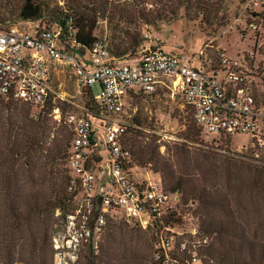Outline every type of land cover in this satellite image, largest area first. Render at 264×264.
I'll use <instances>...</instances> for the list:
<instances>
[{
	"label": "trees",
	"instance_id": "obj_1",
	"mask_svg": "<svg viewBox=\"0 0 264 264\" xmlns=\"http://www.w3.org/2000/svg\"><path fill=\"white\" fill-rule=\"evenodd\" d=\"M48 1L21 0L18 21L42 23L60 31V47L80 55H86L101 40L118 63L138 55L146 43L144 26H157L167 18L162 9H149L152 0H78L68 7L70 11L50 15L49 22ZM194 1L208 5L207 0H178L182 7ZM175 11L178 9L170 12L172 16ZM0 21L8 23L1 15ZM100 21L108 22L112 37L103 40L96 35ZM222 58L218 65L203 67L210 73H222ZM83 97L89 114L99 116L105 111L95 100L93 87H87ZM33 110L40 112L33 115ZM49 115L45 108L13 98L0 100V264H53L52 220L58 210L65 216L75 200L68 192L71 172L67 169L65 173L63 168L68 164L73 133L66 124L58 127ZM194 130V126L188 127L185 142L175 145L171 158L155 159V171L161 174L159 180L177 206L195 203L199 233L210 241L200 248L199 264H264V242L257 239L261 232L264 237V164L222 156L202 143L200 147L190 145ZM129 131L120 145L129 150L127 168L133 169L137 164L125 141ZM174 216L166 217V224ZM163 220L149 228L156 236L152 264L167 261L168 254L160 247V235L166 228ZM112 246L108 242L99 255L85 249L82 264H124L125 258L116 261L120 250ZM185 261L184 256L178 260L179 264Z\"/></svg>",
	"mask_w": 264,
	"mask_h": 264
},
{
	"label": "built area",
	"instance_id": "obj_2",
	"mask_svg": "<svg viewBox=\"0 0 264 264\" xmlns=\"http://www.w3.org/2000/svg\"><path fill=\"white\" fill-rule=\"evenodd\" d=\"M263 4V0H247L244 8L253 11ZM32 25L35 29L29 31L0 21V100L13 98L44 109L60 97L52 77L58 67H63L73 72L82 92L99 85L95 100L105 107L101 115L94 116L83 105L79 114H69L65 119L73 132L68 192L75 200L65 216L58 210L63 228L52 238L55 264H75L87 248L99 255L114 215L149 229L173 210L158 178L147 173L136 181L134 170L127 168L131 155L120 142L130 128L123 117L129 94L150 96L168 84L175 90L179 87L205 135L218 139L249 135L252 146L264 150V107H257L245 58L223 57V77L219 80L218 72L191 66L189 59L157 47L148 34L149 43L136 57L118 63L101 40L86 55H80L60 47V31L42 23ZM249 27L258 29L255 24ZM54 112L60 121L59 109ZM197 237L198 229L185 239L172 227L164 228L160 247L168 254L166 264H179L182 256L185 264H199L200 248L208 239Z\"/></svg>",
	"mask_w": 264,
	"mask_h": 264
},
{
	"label": "rangeland",
	"instance_id": "obj_3",
	"mask_svg": "<svg viewBox=\"0 0 264 264\" xmlns=\"http://www.w3.org/2000/svg\"><path fill=\"white\" fill-rule=\"evenodd\" d=\"M76 1L78 0H49L47 20L49 21L50 15L58 16L62 12L70 11L68 7L74 6ZM153 1V6L148 5L149 9H162L167 18L166 21L159 22L157 26L143 27L146 43L139 51L149 43V38L145 37L148 34L157 47L191 58L194 67H198L199 64L201 66L218 65L221 57H227L230 60L246 58L249 68L247 74L250 75L252 91L257 98V107L259 109L264 107V5L263 9L247 12L244 8L245 0H207L208 5L205 7L197 1L183 7L179 5L178 0H152L150 3ZM20 5L21 0H0L2 19L8 21L6 23L8 25L34 31L35 25L18 21ZM174 9L178 11H175L176 15L172 16L170 12ZM258 13L261 16L257 15ZM251 24H255L258 29L256 31L250 29ZM121 25L124 29L128 27L125 24ZM96 35L103 40L112 37L113 32L107 21L98 23ZM222 77L223 74L219 73L218 79L222 80ZM52 82L57 95L61 98L52 100L45 109L50 113L53 123L57 121L58 127L64 126L69 114H79V107L84 105L85 99L73 72L68 68L58 67L53 73ZM93 91L95 95L99 94V85H94ZM55 109H59L62 122L55 119ZM39 112L40 110H33V115H38ZM123 117L130 125L125 141L137 164L133 168L136 181L143 180L147 173L156 179L161 178V174L155 171V161L158 157L171 158L175 152V145L185 142L184 137L189 126L195 127L191 134L193 140L190 145L200 147L199 144L202 143L204 148H211L222 156L239 158L252 164H259L261 161L264 164V150L258 151L254 148L249 135L218 139L203 134L195 122L192 107L180 94L179 87L175 90L171 84L150 96L129 94L125 101ZM137 167L145 170H138ZM63 168L65 173H68L67 163ZM169 205L173 210L166 217L171 214L175 216L170 220V224H166L165 217L164 226L170 225L175 232L183 233L185 239H190L191 232L199 229L195 203L192 206H177L170 197ZM72 209L73 205L69 210ZM61 218L62 216L56 211L50 227L51 243L54 234L63 228ZM198 237V239L203 238L199 230ZM257 239L264 242L262 232ZM108 242L112 243L114 249L120 250L117 257L115 256L118 258L116 261H119V258H125L127 264L153 263V251L156 244L154 231L128 224L119 214L109 219L101 248ZM80 259L75 264H82V257ZM53 264H55L54 256Z\"/></svg>",
	"mask_w": 264,
	"mask_h": 264
},
{
	"label": "crops",
	"instance_id": "obj_4",
	"mask_svg": "<svg viewBox=\"0 0 264 264\" xmlns=\"http://www.w3.org/2000/svg\"><path fill=\"white\" fill-rule=\"evenodd\" d=\"M165 50V49H164ZM166 52H168V53H171V54H175V55H179L180 57H183V58H187V59H189L190 60V64H191V66H193L192 65V60H191V58H189V57H187V56H184V55H180V54H178V53H175V52H173V51H167V50H165ZM194 67V66H193ZM203 66H201L200 64H199V66L198 67H195V68H202Z\"/></svg>",
	"mask_w": 264,
	"mask_h": 264
}]
</instances>
